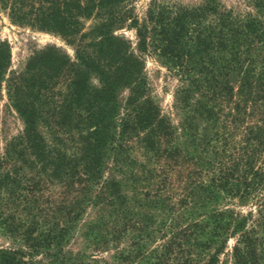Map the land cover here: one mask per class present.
Listing matches in <instances>:
<instances>
[{"label": "trees", "instance_id": "trees-1", "mask_svg": "<svg viewBox=\"0 0 264 264\" xmlns=\"http://www.w3.org/2000/svg\"><path fill=\"white\" fill-rule=\"evenodd\" d=\"M0 4L14 22L54 32L73 47L71 58L48 45L7 73L9 48L0 40V86L4 80L23 121L0 154V233L19 243L0 248V264H41L39 256L47 264H96L84 250L65 249L87 207L96 209L87 246L118 238L119 221L127 220L126 257L136 264H218L231 237L230 264H264V0H253L257 14L244 16L216 0L154 4L150 27L137 22L128 0ZM125 23L135 28L138 50L149 32L184 81L175 94L181 136L146 96L130 42L114 34ZM123 87L129 94L121 104ZM133 141L148 163H187L192 178L177 202L166 190L172 174L137 161ZM110 166L119 176L105 174ZM51 187L60 188L56 196ZM230 198L255 201V214L219 206Z\"/></svg>", "mask_w": 264, "mask_h": 264}, {"label": "rangeland", "instance_id": "rangeland-1", "mask_svg": "<svg viewBox=\"0 0 264 264\" xmlns=\"http://www.w3.org/2000/svg\"><path fill=\"white\" fill-rule=\"evenodd\" d=\"M204 2L205 0H128V6L132 9V13L137 18L136 20L138 23L146 21L147 26L150 27L151 21L147 20V10L154 4H160L168 8H175L177 6H199L204 4ZM216 3L221 10H231L232 13L236 15L244 16L248 13L252 15L257 14V11L253 6V0H216ZM91 22L92 20L90 19L86 20L85 27H88ZM114 34L130 42V49L137 54L142 61V73L145 82L146 96L154 102L159 113L177 128L176 133L179 134V125L182 115L179 106L175 101V94L177 89L184 84L179 73H177L176 70L165 61V57L160 56L159 50L156 48L154 49L152 45L153 41L151 40L149 32L147 33V46L143 50L137 49V35L135 28L132 26L125 23L122 28L115 30ZM0 40L5 41L9 48V66L6 71L7 73L9 71H20L25 66L27 60L35 52L48 45H55L71 58L73 57V47L66 43L61 36L51 31L40 30L33 26L14 22L9 17L8 10L3 8L1 4ZM7 73H5L4 78L7 76ZM89 81L93 85L98 83L94 74L90 75ZM128 94V88H120L117 92L118 102L123 104ZM251 120H254V118L246 119L248 123H251ZM246 121L245 123L242 122L239 128L234 129L235 135L232 137L234 140L239 141L241 138V129L246 124ZM22 128L23 121L14 106L8 100L5 81L3 80L0 86V154H2L5 144L10 138L20 133ZM132 146L131 154L137 161L146 163L147 166H149V164L150 166L155 165L159 171L164 169L170 176L172 174V185L166 190L169 195L172 196V201L177 202L183 193V190H181L182 185L186 180L192 178L186 177L187 163L184 162L179 168L176 167L175 169H171L167 165V167H165L167 162H164L163 160L160 162L148 163L143 156V151L139 144L133 141ZM105 174L114 177L119 176L117 175V172L112 171L111 166L106 170ZM141 184L143 185V183ZM123 189L130 195L131 191L129 189ZM51 190L50 194L53 193V195L56 196L59 193L60 188L51 187ZM262 196L264 197V192H262ZM129 205H134L137 210H147L156 213L154 208L147 209L146 207H139L138 205L132 204V201L129 202ZM219 206L233 208L241 214H246L248 211L255 214L257 208L255 201L253 200H249L241 205L238 200L234 198L221 201ZM158 214L159 217L162 216L160 213ZM95 217L96 209L87 207L81 215L69 242L65 245V249L72 252L84 250L86 252V257L96 261V264H136L126 257V251L129 248V237H127L126 234L129 230H125V225L129 223L127 220L119 221V228H121V231H119L120 234L118 238L114 240L108 239L107 243H100L98 245L99 247L95 245L87 246L88 239L85 238V228L87 223L93 221ZM128 228H130V226ZM234 241V237L229 238L225 250L219 255L218 264L231 263L230 251ZM158 242L160 241L155 243ZM155 243L150 244L148 248H152ZM18 244L19 243H14L10 238L0 233V248L15 247L19 246ZM38 258L41 260V264H47L43 256H39Z\"/></svg>", "mask_w": 264, "mask_h": 264}]
</instances>
